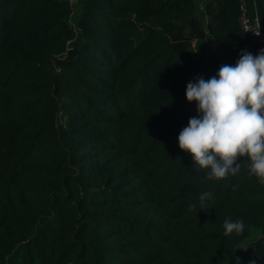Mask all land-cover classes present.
Here are the masks:
<instances>
[{"label":"trees","instance_id":"obj_1","mask_svg":"<svg viewBox=\"0 0 264 264\" xmlns=\"http://www.w3.org/2000/svg\"><path fill=\"white\" fill-rule=\"evenodd\" d=\"M239 5L0 0V264H264V185L177 144L187 84L260 52Z\"/></svg>","mask_w":264,"mask_h":264},{"label":"clouds","instance_id":"obj_2","mask_svg":"<svg viewBox=\"0 0 264 264\" xmlns=\"http://www.w3.org/2000/svg\"><path fill=\"white\" fill-rule=\"evenodd\" d=\"M239 56L235 65L221 66L208 80L198 77L187 84L185 99L195 102L198 115L180 131L177 144L191 156L194 167L205 173V180L236 176L243 164L249 176L264 185V50L255 56L242 50ZM212 200V191L200 194L201 212ZM196 210L197 204L189 205L190 212ZM223 229L225 237L240 236L245 222L228 217Z\"/></svg>","mask_w":264,"mask_h":264},{"label":"built area","instance_id":"obj_3","mask_svg":"<svg viewBox=\"0 0 264 264\" xmlns=\"http://www.w3.org/2000/svg\"><path fill=\"white\" fill-rule=\"evenodd\" d=\"M72 6L75 4L76 0H67ZM239 27L242 33L247 36L258 48L259 51L264 50V31H262L260 26L259 18L255 17L250 19L244 7V0H239ZM259 32V35H256Z\"/></svg>","mask_w":264,"mask_h":264},{"label":"crops","instance_id":"obj_4","mask_svg":"<svg viewBox=\"0 0 264 264\" xmlns=\"http://www.w3.org/2000/svg\"><path fill=\"white\" fill-rule=\"evenodd\" d=\"M206 1L207 0H203L200 6H203ZM244 7L250 19L255 17L259 18L261 29L264 31V0H244Z\"/></svg>","mask_w":264,"mask_h":264},{"label":"water","instance_id":"obj_5","mask_svg":"<svg viewBox=\"0 0 264 264\" xmlns=\"http://www.w3.org/2000/svg\"><path fill=\"white\" fill-rule=\"evenodd\" d=\"M75 56V51L73 49H69L66 54V60H71Z\"/></svg>","mask_w":264,"mask_h":264},{"label":"rangeland","instance_id":"obj_6","mask_svg":"<svg viewBox=\"0 0 264 264\" xmlns=\"http://www.w3.org/2000/svg\"><path fill=\"white\" fill-rule=\"evenodd\" d=\"M195 1H196V5H197V11L200 14V16L203 17L202 11L200 10V7H202V6H200V4L203 3V0H195Z\"/></svg>","mask_w":264,"mask_h":264}]
</instances>
